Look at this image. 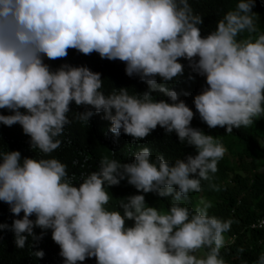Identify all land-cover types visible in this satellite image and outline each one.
Listing matches in <instances>:
<instances>
[{"label":"clouds","instance_id":"clouds-1","mask_svg":"<svg viewBox=\"0 0 264 264\" xmlns=\"http://www.w3.org/2000/svg\"><path fill=\"white\" fill-rule=\"evenodd\" d=\"M255 7L256 0H239L202 36L203 19L188 0H0V110L9 113L0 114V125H20L32 148L50 154L61 147L58 137L72 122L67 114L74 102L84 108L74 113L77 121L89 123L102 112L112 134L133 142L159 126L196 153L171 162L163 154L153 159L145 147L131 163L104 157L99 171L79 185L58 159L0 153V202L17 217L0 229L14 234L17 248L51 231L63 264L92 258L96 264H225L220 250L234 221L210 216L204 200L195 209L183 206L217 172L226 152L192 121L198 113L208 128L231 134L264 114V34L237 40L244 31H257ZM69 49L124 62L125 74L148 87L136 94L114 88L106 95L102 74L87 65L53 68L46 62L66 58ZM181 60L191 69L188 80L206 82L193 98L195 113L166 86L185 76ZM154 93L168 99L157 100ZM121 182L136 194L120 199L122 211H109L107 188ZM147 194L172 197L170 209L148 206ZM201 248L208 249L203 258L195 254ZM32 255L43 259L45 253ZM257 264H264V254Z\"/></svg>","mask_w":264,"mask_h":264},{"label":"trees","instance_id":"trees-1","mask_svg":"<svg viewBox=\"0 0 264 264\" xmlns=\"http://www.w3.org/2000/svg\"><path fill=\"white\" fill-rule=\"evenodd\" d=\"M188 2L193 13L202 17L203 24L199 27L202 36H207L216 29L218 21L223 19L227 12L235 10L239 0H188ZM253 11L258 14L255 21L257 31L240 33L237 36L238 41H255L259 35L264 34V0H256ZM46 62L53 68L62 63L87 65L93 72L102 74V91L106 95L114 88L126 87L130 94H136L144 92L148 87L139 78H129L125 74L124 62L101 59L95 52L84 55L75 49H69L66 58ZM180 62L186 65L185 76L174 78L173 81L167 82L166 86L181 94L180 98L185 100L195 113L193 98L206 86V82L199 76L195 80H188L187 75L191 71L187 68L188 62L185 60ZM185 92L190 95H183ZM153 95L157 100L168 99L159 93ZM70 107L72 111L67 115L72 122L65 126L64 132L58 137L61 140L59 149L45 154L38 148L31 147L30 137L23 133L20 125L12 127L0 125V153L18 150L22 157L37 160L58 159L67 165L68 178L74 185H79L87 175L99 171L100 161L104 157L119 160L121 163H131L134 155L145 147L150 149L153 159L163 154L165 159L171 162L183 159L187 154H196L194 148L186 143H180L175 133L166 134L159 126L146 138L133 142L131 137L124 134L119 137L112 134L109 131L111 123L103 118L102 112L94 115L89 123H83L74 119V113L84 111V108L77 107L74 102ZM0 114L9 113L4 109L0 110ZM192 126L211 134L223 144L226 152L218 161L217 172L210 173V180L201 182V191L189 193L188 199L183 201V206L195 209L201 206L200 201L204 200L211 204L208 210L210 216L222 220L232 219L234 223L231 229L224 233L231 242L221 248L220 257L224 259L225 264H257L260 256L264 254V230H252L251 225L264 217V114L253 118V123L248 127L241 126L234 129L231 134H227L225 128H208L198 113L192 121ZM238 148L239 150L235 151ZM107 192L110 200L105 206L106 209L122 211L119 206L120 199L136 194V189L126 182H121L119 186L107 188ZM146 203L161 212H167L171 207L172 197L161 198L155 194H147ZM16 218L10 212L9 206L0 202V224L7 223L10 226ZM126 225L130 226L131 222H126ZM34 231L39 235L41 230L37 228ZM33 244L35 247H31ZM38 250L44 251L43 259H37L32 255V252ZM199 250L205 257L208 249ZM59 252L60 248L52 240L51 231L39 242L29 237L25 247L20 249L15 245L14 234L0 229V264H63ZM84 264H96V260L88 259Z\"/></svg>","mask_w":264,"mask_h":264},{"label":"built area","instance_id":"built-area-1","mask_svg":"<svg viewBox=\"0 0 264 264\" xmlns=\"http://www.w3.org/2000/svg\"><path fill=\"white\" fill-rule=\"evenodd\" d=\"M262 222H264V218H261V219L257 220L256 222H254L251 225V229L255 230V231L264 230V224H262ZM253 225H255V227Z\"/></svg>","mask_w":264,"mask_h":264},{"label":"rangeland","instance_id":"rangeland-1","mask_svg":"<svg viewBox=\"0 0 264 264\" xmlns=\"http://www.w3.org/2000/svg\"><path fill=\"white\" fill-rule=\"evenodd\" d=\"M239 150V148L237 149V150H235V151H238ZM228 154H230V152L228 151ZM225 237V236H224ZM231 242V240H229L228 238H226L225 237V244L226 243H230ZM224 244V245H225ZM199 258H203L204 257V253L202 252V251H200V250H197V252L195 253Z\"/></svg>","mask_w":264,"mask_h":264}]
</instances>
